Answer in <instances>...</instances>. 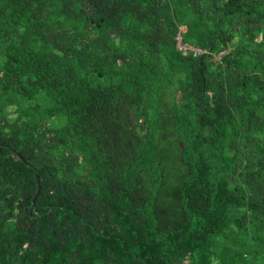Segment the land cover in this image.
I'll use <instances>...</instances> for the list:
<instances>
[{
	"label": "trees",
	"instance_id": "1",
	"mask_svg": "<svg viewBox=\"0 0 264 264\" xmlns=\"http://www.w3.org/2000/svg\"><path fill=\"white\" fill-rule=\"evenodd\" d=\"M0 264H264V0H0Z\"/></svg>",
	"mask_w": 264,
	"mask_h": 264
},
{
	"label": "built area",
	"instance_id": "2",
	"mask_svg": "<svg viewBox=\"0 0 264 264\" xmlns=\"http://www.w3.org/2000/svg\"><path fill=\"white\" fill-rule=\"evenodd\" d=\"M179 47H180V49H183V50L192 49L193 51H195L198 54L203 52V50H201L199 48H194V47H191L187 44H182L180 37H179Z\"/></svg>",
	"mask_w": 264,
	"mask_h": 264
},
{
	"label": "water",
	"instance_id": "3",
	"mask_svg": "<svg viewBox=\"0 0 264 264\" xmlns=\"http://www.w3.org/2000/svg\"><path fill=\"white\" fill-rule=\"evenodd\" d=\"M38 180H39V179H38ZM36 197H37V196H35V198H34V203H35Z\"/></svg>",
	"mask_w": 264,
	"mask_h": 264
}]
</instances>
